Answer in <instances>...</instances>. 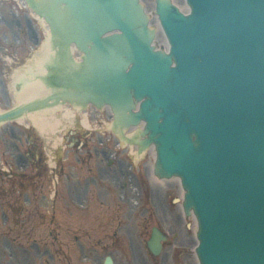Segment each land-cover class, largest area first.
<instances>
[{
	"label": "water",
	"instance_id": "water-1",
	"mask_svg": "<svg viewBox=\"0 0 264 264\" xmlns=\"http://www.w3.org/2000/svg\"><path fill=\"white\" fill-rule=\"evenodd\" d=\"M41 2L62 41L48 88L146 121L157 172L180 176L196 210L202 264H264V0H188L187 14L157 0L170 51L143 0Z\"/></svg>",
	"mask_w": 264,
	"mask_h": 264
},
{
	"label": "rangeland",
	"instance_id": "rangeland-1",
	"mask_svg": "<svg viewBox=\"0 0 264 264\" xmlns=\"http://www.w3.org/2000/svg\"><path fill=\"white\" fill-rule=\"evenodd\" d=\"M147 1L152 6L155 3ZM176 1L183 6L184 0ZM152 13L155 15L154 9ZM49 37L44 19L29 10L22 0H0L1 109L18 104L16 92L33 80V75L23 80L19 89L16 83L23 74L19 73L20 68L44 59L43 49L37 53L34 42L41 40L45 44ZM157 43L166 47L164 42ZM80 56L79 51L74 52L75 59ZM87 109L91 125H85L83 116L78 114L77 123L66 122L56 134L45 133L32 121L20 118L0 125V264H102V254L99 260L89 259L82 248H90L97 240L99 248L109 242L107 232L111 227L100 224L111 217V210L104 211L107 207L102 202L108 199L103 196L106 190L115 189L122 201L136 195L134 204H153L150 195L155 188L148 167L154 159L151 150L146 149L139 158L132 152L134 145L120 147L118 140L123 137L110 128L109 110ZM57 113L61 117L63 111ZM29 134L38 142L40 161L29 162ZM72 142L74 145L70 146ZM111 159L113 162L109 163ZM26 169L28 175L23 176L21 171ZM125 188L129 191L126 197L122 194ZM75 189L83 196L64 201V191ZM86 189L89 193L85 196ZM158 190L164 192L168 206L172 204L170 198H180L177 184ZM84 196L91 198L93 210L81 208V204L90 202L82 199ZM168 208L181 222L179 205ZM75 232L89 233V238L82 236L75 241Z\"/></svg>",
	"mask_w": 264,
	"mask_h": 264
},
{
	"label": "bare ground",
	"instance_id": "bare-ground-1",
	"mask_svg": "<svg viewBox=\"0 0 264 264\" xmlns=\"http://www.w3.org/2000/svg\"><path fill=\"white\" fill-rule=\"evenodd\" d=\"M147 2H148L147 0H143L145 12L150 18V27L152 30L154 28V30L157 31L158 39H155L154 44H157L160 46V48H163L157 42L159 41L164 42L166 45L165 49L169 50L171 45H170L168 36L164 30V27L162 26L159 15H153L152 13V9H155V3L152 6V4H150L149 2L147 3ZM183 2L184 3H183V7L181 10L185 12H189L190 8L186 4V0H184ZM154 25H156L157 27H155ZM66 47H69L70 54L71 56L74 57L75 46L69 44ZM41 49H43L46 57L51 58L55 56L54 47L50 43L49 44L48 43L46 44V42L45 44L43 43L41 45ZM80 53L82 56V51H80ZM82 58L84 57L82 56L80 59ZM35 62L36 64L35 63L33 64L34 66H36V70H37L35 75L33 76L35 77V79H33L32 81L28 80L27 81L28 84L25 86V88L21 89L15 94L18 97L17 106L20 107V105H22V106H25V108L21 110L20 112L12 116H9V117H17L18 119L20 118L21 121L30 120L33 122V124L38 126L40 130H42L45 133L47 132L48 134H56V132L58 131V129L62 127V125L64 124L66 125V122L67 124L68 122L77 123L79 121L78 114L83 116V121L85 125L87 126L91 125L89 122L90 121L89 120V109H87L88 107L90 108L93 107L91 101H85L82 97H80L79 94L76 95L73 93H69L62 97L57 98L55 90H53L54 87L48 88L49 86L47 85V82L44 80V78L42 81L38 78V76L44 77L45 75H49V73L47 72L48 68L45 67V64H47L45 62V58L38 59ZM29 67H30V64H28L27 66L25 65L24 67L20 68V71H24L27 74L29 72L28 71ZM28 78L30 77H27L26 79ZM138 107H140L139 102L136 103L135 105V108H138ZM60 110L63 111L61 117L57 113V111H60ZM108 110L110 111L111 116L112 114L117 115L116 123L109 124L110 128L113 129L117 133V135H121L123 137V138L119 137V140H123V144H124L123 147L125 146V144H127L130 147L134 145L135 148H132V152L134 153V155H138V157L140 158L145 151V149L142 147L141 140L145 136L144 129H145L146 121L141 120L138 124L133 125L129 129L120 123L119 113L114 111L110 106H108ZM133 137H135V140H133ZM149 149L151 150V154L155 158H157L156 144L152 143ZM148 167L150 171L151 180L153 181L154 188H155L152 190L153 202H155V204L160 203L158 191L163 193V191L158 190V188L169 189L171 184H177L180 187V196L182 197L185 194V188L183 186L181 177H176L175 175H171L169 177H161V175L156 172V163L154 159L151 160ZM133 197L136 198V195H134ZM133 197L128 200L129 204L133 203ZM163 210L165 212L171 211L167 207V204H166V207L163 206ZM180 210L182 212L181 220L183 219L185 222L190 224L191 228L195 227L196 232L198 233L200 231V228H199V223L197 222L196 210H194L193 207L189 209L186 208L184 206V202L180 203ZM198 242L199 240L193 241L194 244H197Z\"/></svg>",
	"mask_w": 264,
	"mask_h": 264
},
{
	"label": "flooded vegetation",
	"instance_id": "flooded-vegetation-1",
	"mask_svg": "<svg viewBox=\"0 0 264 264\" xmlns=\"http://www.w3.org/2000/svg\"><path fill=\"white\" fill-rule=\"evenodd\" d=\"M73 192L71 196H83L79 190ZM103 196L108 197L102 201L107 207L104 211L111 210V217L100 224L111 227V231L107 232L109 242L103 248L98 247L99 240L86 250L83 246L87 258L99 260L104 256L103 261H106L111 256V264H197L190 224L181 217L180 222L171 211L165 212L162 199L155 204L151 194V205L129 204L128 200H121L115 189H107ZM158 196L163 197L161 192ZM106 202L110 204L106 205ZM155 228L164 236L157 252L149 246ZM74 236L75 241H79L82 236L89 238V233L79 235L75 232Z\"/></svg>",
	"mask_w": 264,
	"mask_h": 264
}]
</instances>
